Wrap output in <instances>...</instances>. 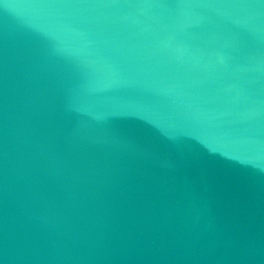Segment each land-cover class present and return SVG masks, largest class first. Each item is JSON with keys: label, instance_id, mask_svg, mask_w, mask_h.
<instances>
[{"label": "water", "instance_id": "95a60500", "mask_svg": "<svg viewBox=\"0 0 264 264\" xmlns=\"http://www.w3.org/2000/svg\"><path fill=\"white\" fill-rule=\"evenodd\" d=\"M0 264H264V0H0Z\"/></svg>", "mask_w": 264, "mask_h": 264}]
</instances>
